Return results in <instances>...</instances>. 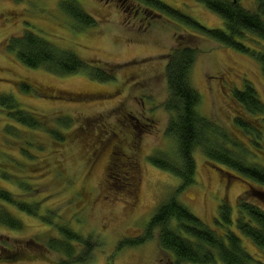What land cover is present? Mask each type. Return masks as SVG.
<instances>
[{"label":"rangeland","instance_id":"374dc122","mask_svg":"<svg viewBox=\"0 0 264 264\" xmlns=\"http://www.w3.org/2000/svg\"><path fill=\"white\" fill-rule=\"evenodd\" d=\"M74 1L94 17L92 26L82 27L60 7L61 0H0V94L12 95L20 108L41 115L65 137L58 141L44 128H15L12 134L6 130L5 109L0 108V188L40 201V214L50 213L60 224L70 222L83 234L97 235L98 246L87 264H173L156 238L119 250L118 246L122 240L141 237L157 205L182 182L151 157L175 155L176 141L168 132L171 115L164 108L166 55L175 36L190 29L137 0ZM159 1L208 28L225 27L220 15L197 0ZM240 3L256 9L255 0ZM26 31L75 52L113 78L94 79L86 69L56 75L25 66L6 45L11 36ZM187 39L198 48L190 77L200 94L198 111L248 143L245 132L233 124L238 106L232 92L249 82L264 101L260 64L207 37ZM66 117L71 121L67 127L59 124ZM26 139L33 144L28 146ZM22 145L29 147V154L22 153ZM194 157L195 180L177 198L211 227L216 226L222 202L236 215L238 199L251 185L264 189L236 173L227 174L200 149ZM4 205L24 225L18 230L0 224V249L22 250L25 245L30 252L17 260L4 250L0 264H59V253L37 245L56 234L54 227L39 214ZM241 238L248 251L262 257L250 238Z\"/></svg>","mask_w":264,"mask_h":264},{"label":"trees","instance_id":"16d2710c","mask_svg":"<svg viewBox=\"0 0 264 264\" xmlns=\"http://www.w3.org/2000/svg\"><path fill=\"white\" fill-rule=\"evenodd\" d=\"M137 1L145 9L153 11L156 7L169 13L167 15L190 29L188 33L175 36V43L166 55L168 97L164 108L171 115L168 132L176 141L175 155L171 158L151 157L155 165L175 174L182 182L157 205L142 236L134 240L120 241L118 250L124 245H137L156 238L159 247L170 256L173 264H264V200L259 194L264 189L251 185L238 199L236 215H233L232 207L228 203L222 202L215 227L207 225L177 198L195 180L194 152L197 149L201 150L207 161L222 166L227 174L235 176L236 173L264 187V101L249 82L244 89H234L232 92V98L238 106L237 113L233 116V124L245 132L248 143L238 140L230 130L210 117L201 115L198 111L200 94L191 84L190 78L198 48L187 39L190 36L207 37L246 53L260 64L264 76V0H255V10L242 6L240 0H197L223 18L224 28H208L159 0ZM60 7L82 27L93 25L94 17L74 0H61ZM6 46L9 52L15 53L18 60L29 68H44L56 75L73 74L86 69L92 78L102 81L111 80L114 76L95 64H89L75 52L59 47L32 31L11 36ZM0 108L5 109L3 111L9 119L6 130L12 134H15V128H44L58 141L65 139L41 115L20 108L10 94H0ZM70 122V118L66 117L59 124L67 127ZM26 141L28 146L33 144L31 139ZM28 146H21L23 154H29L26 152L29 150ZM39 202L19 198L17 193L0 188V224L18 230L24 225L18 216L5 208V203L31 216L39 214L37 217L56 228L57 234L37 245H44V249L49 252L59 253L62 256L59 264H87L91 261L99 237L83 234L70 222L60 224L50 213L40 214L42 206ZM242 235L257 245L261 258L247 250L243 245ZM31 244L37 246L33 242ZM4 249L14 259H21L23 253L30 252L25 245L22 250L1 246L0 252Z\"/></svg>","mask_w":264,"mask_h":264},{"label":"water","instance_id":"95a60500","mask_svg":"<svg viewBox=\"0 0 264 264\" xmlns=\"http://www.w3.org/2000/svg\"><path fill=\"white\" fill-rule=\"evenodd\" d=\"M260 194V196L263 198V200H264V192H260L259 193Z\"/></svg>","mask_w":264,"mask_h":264},{"label":"flooded vegetation","instance_id":"af4514ba","mask_svg":"<svg viewBox=\"0 0 264 264\" xmlns=\"http://www.w3.org/2000/svg\"><path fill=\"white\" fill-rule=\"evenodd\" d=\"M54 230H55V232H56V234H57V229H56V228H54ZM56 234H55V235H56ZM4 250H5V249H4ZM17 260H18V259H17Z\"/></svg>","mask_w":264,"mask_h":264}]
</instances>
